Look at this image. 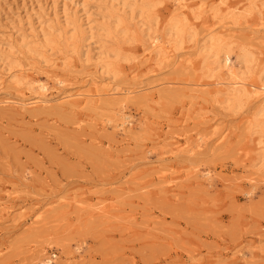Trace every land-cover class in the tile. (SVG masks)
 Wrapping results in <instances>:
<instances>
[{"label":"rangeland","instance_id":"1","mask_svg":"<svg viewBox=\"0 0 264 264\" xmlns=\"http://www.w3.org/2000/svg\"><path fill=\"white\" fill-rule=\"evenodd\" d=\"M76 1L0 0V264H32L41 250L57 255L54 264H264V150L260 135L248 133L260 105L254 94L237 111L206 89L140 90L120 104L130 116L126 132L116 121L118 104L72 107L52 100L21 110L5 103L36 93L37 78L52 89H60L57 79L64 90L87 89L84 69L67 65L70 57L80 64L85 48L77 53L61 42L48 61L26 49L43 27L64 26L67 17L93 28V57L114 60L103 51L117 42L97 30L109 1L88 0L90 22ZM162 1L151 23L158 32L184 16ZM235 1L189 0L188 27L198 34L180 54L192 55L204 37L223 38L236 67L243 69L242 48L257 57L248 74L254 79L264 68V38L248 32L264 25V0L238 7ZM223 23L235 27L234 36L220 34ZM122 46L116 85L209 80L203 65H148L137 38ZM48 66L56 67L55 81L34 78ZM19 79L22 84L14 83Z\"/></svg>","mask_w":264,"mask_h":264},{"label":"bare ground","instance_id":"2","mask_svg":"<svg viewBox=\"0 0 264 264\" xmlns=\"http://www.w3.org/2000/svg\"><path fill=\"white\" fill-rule=\"evenodd\" d=\"M108 1V6L100 9L103 21L97 26V30L102 31V38L117 42V47H106L103 51L104 54L111 55L114 60H109L106 57L99 59L93 57L90 48L92 44L89 40L96 33L94 34L92 27L85 28V23H78L79 20L76 21L71 17L66 18L64 26L43 27L37 34V41L26 43L28 52L45 61L49 60L48 52L51 50L56 51L61 42L67 48L73 46L74 51L77 53L83 52L85 48L86 50L83 52L85 59H82L80 64L77 63L76 59L70 57L68 58L67 65L69 68L81 67L84 69L83 74L86 77L87 89L76 91L64 90V80L57 79L55 81L51 75L56 70V67L52 68L53 66H48V71H40L38 74L33 73L34 78L37 75L40 77V74H42L47 80H54L60 89H52L49 81L37 78L38 91L36 93L32 95L23 94L16 99L9 98L6 99L5 103L18 107L21 110L42 108L52 100L61 101L72 107H82L99 102L111 106L118 104L119 107L116 110L115 116H118L120 119L118 118L116 121L119 120L118 126L122 125V129L126 132L127 124L131 123L129 120L130 116L125 113L124 104H120L126 100L135 98L141 92L140 90L153 89L157 86L171 88L178 84L189 86L188 90L191 94L202 93L206 89L210 94L219 93L225 96L229 104L237 111L243 110L248 103V97L254 94L260 101V105L248 126V133L250 135H260L261 138L256 140L257 146L260 150H264V68L260 70L261 72L254 79L248 75L254 71V65L257 61V57L250 50L246 48L241 49L237 57L243 69L236 67L232 61L233 51L231 44L227 43L223 38L211 35L209 38L204 37L202 41L197 42L193 46L195 51L192 52V55L182 58L180 51L184 49L187 42L192 41L198 34L188 27L186 15L191 8L189 0H169V12L184 16L179 17L175 15L170 24H168V27L161 32L153 29L151 23L154 18V10L163 2L162 0ZM245 1L248 0H236L234 4L238 7ZM76 5L77 7L78 5L81 7V10L85 12L90 22L89 9L87 8L88 0H78L76 1ZM71 25L75 30L73 34H70V29L68 28ZM145 26L147 27L144 28ZM151 30H153V33H151ZM227 31H229L227 34L231 36V34L233 35V31H235V27H227L223 23L220 34H226L225 32ZM130 32L132 33V39L137 38L139 46L144 47V55L148 65L166 61L169 62V66H176V68L190 66L193 69H200L203 65L210 73L209 80L197 79L190 82L188 79H168L158 83L144 84L141 82L138 85L124 87L116 85L114 77L120 73V70L117 68L115 60L124 59L122 43L132 40L130 37L128 38ZM248 35L254 38L260 35L264 38V25L254 24V28L250 27ZM14 83L18 85L22 84V80H15ZM54 90L57 92L54 93ZM154 94L155 92L145 93L142 96L152 98ZM180 147L179 150L182 149ZM259 160L261 161L259 169H264V153L260 155ZM202 177L204 178V182L211 183L212 179L209 174H203ZM79 249L80 247H77V250ZM41 251L42 253L38 252L34 257L32 264L55 263L57 255L44 256L43 250Z\"/></svg>","mask_w":264,"mask_h":264}]
</instances>
